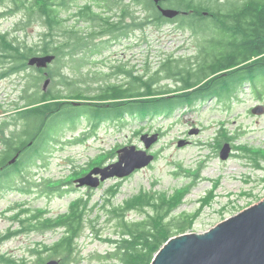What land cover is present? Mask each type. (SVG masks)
Listing matches in <instances>:
<instances>
[{"label":"rangeland","instance_id":"374dc122","mask_svg":"<svg viewBox=\"0 0 264 264\" xmlns=\"http://www.w3.org/2000/svg\"><path fill=\"white\" fill-rule=\"evenodd\" d=\"M207 1L203 0V3ZM85 3L86 0H76L70 5V12L75 13ZM123 3L129 4L130 1L124 0ZM4 8L8 9L7 6ZM94 12H100L99 8H94ZM131 12L140 15L135 6H131ZM104 13L118 15L120 10L115 7ZM23 17L22 13H9L1 17L0 35L11 33L18 42L28 46L40 44L42 34L46 32L40 21L26 23L22 32H13ZM183 19L176 18L158 28L149 26L144 32L130 30V36L117 34L114 40L108 36L95 40L101 53L89 57L88 64L80 70L82 74L92 72L86 79L91 87L86 95L96 93L94 88H97L98 83L93 78H106L105 83L121 80L107 78L120 65L132 70L133 75H142L146 68L151 74L168 58L181 61L196 56L199 40L187 26H180ZM75 25L82 30L83 35L92 31V26L86 22L76 23L73 18L65 22L68 27ZM55 33L59 34V31ZM62 38L59 36L57 42L61 43ZM69 63L68 59L65 60L63 75L81 78V74L73 71ZM53 68L54 63L46 71L47 78L51 79L46 86L44 80L47 78L31 68L0 77V154L3 139L13 131H19L22 126L17 115L24 110L25 98L34 91L40 94L64 90L63 85L58 83L59 79L54 77ZM6 71L8 67L0 65V76ZM157 86L176 88L174 82L166 79ZM261 105L264 106V100H256L246 86L231 101L212 98L196 102L170 116L153 117L142 122L130 117L123 122L104 121L95 130L84 117L78 120L73 130L65 126L57 135V140L47 146L43 160L29 165L22 171V178H16L8 188L0 190V241L7 233L21 228L19 220L27 219L26 212L28 216L40 213L45 219L55 221L68 212L76 199L82 198L84 201L89 200L91 213L76 241L80 251L78 261L65 260L63 264H120L111 258L104 259L115 250L110 240L118 238L116 232L119 230L117 219L106 210L121 206L142 191L165 192L173 198L181 196V205L172 213V218L196 214L187 233L210 230L264 199L263 173L254 169L251 162L243 157L245 149L264 154V111L256 112ZM221 130L230 137H236L232 144L223 143L230 146L226 153L217 148V136H220ZM142 139L148 145L147 150ZM124 147L147 151L154 158L148 166L128 177L109 178L91 190L75 187L73 181L94 168L116 163V153ZM112 188L118 192L110 199V203H106L107 191ZM142 218L140 212L125 214V219L130 222ZM62 233L61 230L20 233L0 242V256L11 260L10 264H38L40 258L49 253L38 255L36 252L50 247ZM48 259L50 257L45 262ZM53 259L62 261L60 258ZM5 260L0 261V264H8Z\"/></svg>","mask_w":264,"mask_h":264},{"label":"trees","instance_id":"16d2710c","mask_svg":"<svg viewBox=\"0 0 264 264\" xmlns=\"http://www.w3.org/2000/svg\"><path fill=\"white\" fill-rule=\"evenodd\" d=\"M75 1L0 0V18L9 13H22L24 16L13 32H22L26 23L34 21L42 22L46 29L40 44L33 46L18 42L11 33L0 35V65L8 67V71L0 77L25 71L32 57L53 55L56 59L53 62L54 77L64 87V90L56 92L38 94L34 91L25 98L24 110L17 115V119L22 122L20 130L13 131L3 139L7 150L0 154V164L6 163L15 154L18 157L15 165L1 177L0 190L16 178H22V171L29 165L43 160L47 146L57 140V135L65 126L73 130L78 120L84 117L92 130L104 121L123 122L127 117L142 122L153 117L170 116L196 102L212 98L231 101L246 86L256 100H264V0L160 2L161 6L186 13L179 16L185 18L181 20L180 26H187L199 40L198 54L181 61L168 58L151 74L146 68L142 75H133L132 70L120 65L107 77L121 78L115 83H105L106 78H93L98 86L94 88L96 93L92 96L86 95L91 89L86 79L92 72L82 74L80 70L88 64L89 57L101 53L95 40L117 34L128 36L130 30L144 32L149 26L161 27L167 20L158 13L155 0H129V4L135 6L140 15L131 12V6L123 3L124 0H86L84 6L72 13L69 7ZM115 7H119L118 15L103 14ZM94 8H99L100 12H94ZM72 18L76 23L91 25L92 31L83 35L77 25L65 26V22ZM57 30L59 34L55 33ZM59 36L63 37L61 43L57 42ZM67 59L71 62L69 67L72 66L73 71L81 74V78L63 75L62 66ZM163 79L172 80L176 88L158 87L157 84ZM72 100L78 101V105L72 104ZM219 134L217 148H222L225 142L232 144L236 138L228 136L224 130ZM243 152V157L251 162V166L263 173L264 182V154L248 149ZM117 192L116 188L107 191L106 203H110ZM88 201L76 199L68 212L55 221L45 219L40 213L28 216L26 212L27 219L19 220L21 228L7 233L1 241L21 232L61 230L62 236L55 243L36 252L38 255L49 253L41 257L38 264H45V259L49 257L51 260L60 258L62 261L57 260L60 264L65 260L78 261L80 251L76 241L85 223H88L91 213ZM181 202V196L173 198L165 192L142 191L121 206L108 208L106 211L117 219L119 230L116 232L118 238L110 240L115 250L104 259L111 258L120 264H150L156 252L170 238L191 229L196 214L172 218V213ZM131 211L140 212L143 218L134 222L126 220L125 214ZM2 260L5 259L0 256ZM5 262L10 264L11 260L6 259Z\"/></svg>","mask_w":264,"mask_h":264},{"label":"water","instance_id":"95a60500","mask_svg":"<svg viewBox=\"0 0 264 264\" xmlns=\"http://www.w3.org/2000/svg\"><path fill=\"white\" fill-rule=\"evenodd\" d=\"M156 3L159 0L155 1ZM160 14L173 19L183 12L164 9L158 6ZM54 60V56L32 57L28 66L45 69ZM50 80L45 81V86ZM78 105L76 103H73ZM263 112L259 106L256 112ZM146 150L148 145L142 139ZM229 146L222 148V153ZM117 162L95 168L86 176L75 181L77 187L97 188L109 178L128 177L135 171L150 164L153 156L134 147L123 148L117 152ZM15 159L13 160V162ZM99 176V177H98ZM45 264H60L49 260ZM150 264H264V199L240 213L220 222L203 233H188L170 238L153 256Z\"/></svg>","mask_w":264,"mask_h":264},{"label":"flooded vegetation","instance_id":"af4514ba","mask_svg":"<svg viewBox=\"0 0 264 264\" xmlns=\"http://www.w3.org/2000/svg\"><path fill=\"white\" fill-rule=\"evenodd\" d=\"M158 4H160V2L158 3ZM128 36H130V34H128ZM110 37H112V36H109V38ZM115 39V37H113V40ZM31 69H34L35 71H37L40 75H42L45 79L48 77V75H47V73L44 71V70H40V69H36V68H31ZM42 76H40V78H42ZM50 81L49 82H51V79L50 78H48ZM169 81H172V80H169ZM7 150V148L5 147V144L3 145V147H2V152H5ZM1 152V153H2ZM18 154H15L12 158H10L6 163H4V164H0V181H2V176H4V173H6L7 171H9V168L10 167H12V166H14L15 165V162L17 161V160H15L14 162L13 161H11L14 157H16ZM11 161V162H10ZM10 162V163H9ZM18 179V178H17ZM20 179V178H19ZM13 182V181H12ZM10 189V188H9ZM83 189H87V188H83ZM23 191V190H22ZM31 232H33V231H31ZM12 233V232H11ZM22 233V232H21ZM28 233H30V232H28Z\"/></svg>","mask_w":264,"mask_h":264}]
</instances>
